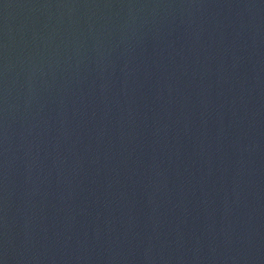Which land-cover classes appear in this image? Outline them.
I'll return each instance as SVG.
<instances>
[{
	"label": "water",
	"instance_id": "obj_1",
	"mask_svg": "<svg viewBox=\"0 0 264 264\" xmlns=\"http://www.w3.org/2000/svg\"><path fill=\"white\" fill-rule=\"evenodd\" d=\"M0 264H264V0H0Z\"/></svg>",
	"mask_w": 264,
	"mask_h": 264
}]
</instances>
